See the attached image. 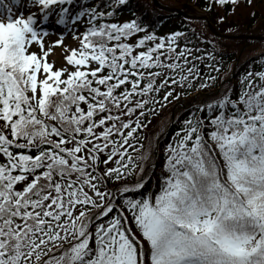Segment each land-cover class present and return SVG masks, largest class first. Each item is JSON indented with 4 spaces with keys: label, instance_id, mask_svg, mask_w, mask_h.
Here are the masks:
<instances>
[{
    "label": "snow or ice",
    "instance_id": "snow-or-ice-1",
    "mask_svg": "<svg viewBox=\"0 0 264 264\" xmlns=\"http://www.w3.org/2000/svg\"><path fill=\"white\" fill-rule=\"evenodd\" d=\"M21 3L0 0V264H264V54L222 77L130 0ZM240 5L206 0L221 24Z\"/></svg>",
    "mask_w": 264,
    "mask_h": 264
},
{
    "label": "trees",
    "instance_id": "trees-1",
    "mask_svg": "<svg viewBox=\"0 0 264 264\" xmlns=\"http://www.w3.org/2000/svg\"><path fill=\"white\" fill-rule=\"evenodd\" d=\"M158 2L163 6L177 7L194 15H198L196 11H202L208 16L213 27L222 34H229L227 28L230 26L233 28L232 34H241L242 32L247 31H251L250 33H252L259 30V28H256V23L264 20V0H253L251 7H249L244 0H241V5L237 8L234 15L230 14L228 16V21L225 24L218 22V16L215 11L207 10L206 0H158ZM130 7L137 15L144 14L147 20L155 22L158 30L162 33L169 32L179 26H184L189 30V35H192V32L194 31L196 36L200 37L201 40L206 39L207 41H211V44H201V47H207L209 51H212V46L215 45L214 51L217 55V60L222 58L224 62L221 72L222 77L228 73L229 65H232L235 70L236 66L241 62L254 60L258 56L264 54V51H262L244 58L245 50L243 46L244 44L249 43L246 39L217 37L209 31L204 21L197 18H186L174 12L161 9L154 4L153 0H130ZM132 11L124 9L120 14V19L127 20L132 18ZM241 12L243 13V16H241ZM253 12L256 14L255 18L251 16V13ZM198 25L206 31V35L201 33L199 27H197ZM193 39L195 40V37H193ZM207 71L208 70L205 69V72ZM192 99L193 97L189 96L187 101L176 102L175 107L170 105L161 110L159 114L152 119V124L144 130L145 133L148 136L152 133L149 137H154L157 133H160L162 127L167 125V132L169 133L167 138H170V134L174 132L177 127L175 123H170V120L175 121L176 115L183 111V109L179 107V104H187ZM167 138L161 140V146L167 142ZM144 143L147 147L149 140L146 139Z\"/></svg>",
    "mask_w": 264,
    "mask_h": 264
},
{
    "label": "rangeland",
    "instance_id": "rangeland-1",
    "mask_svg": "<svg viewBox=\"0 0 264 264\" xmlns=\"http://www.w3.org/2000/svg\"><path fill=\"white\" fill-rule=\"evenodd\" d=\"M16 11L17 12L24 11L25 13H27V5H25V8H22V9L21 8H18V9H16ZM196 12L199 15H204V13L202 11H196ZM241 16H243V13L242 12H241ZM256 25H257L256 28H259L258 31H255V32H252V33H250L251 31H247V32H242V33L243 34H252V35H264V20L258 21L256 23ZM199 26L200 25H198L197 27H199ZM199 29H200L201 33H203V35H206V31L204 29H202V27H199ZM48 30L51 31V32L56 33L55 35H51V36H49L47 38V42L49 44H51L53 41H55V40H57L59 38V35H58L59 33L65 32V30H64L63 27H60V28L59 27H52V29H48ZM82 30L83 29L81 28V31ZM227 35H229V34H227ZM76 43L77 42L74 40L73 35L71 34V32H65V35H64V44L65 45H70L72 47H75L76 46ZM243 47H244V50H245V53H244V56L243 57L246 58V57H249V56H252V55H255L257 53H260V52L264 51V41H261V42H249V43L244 44ZM53 52H57L58 53V56L56 57V59H54V58H52V59H54L57 62L63 60V56H64L63 46L54 48Z\"/></svg>",
    "mask_w": 264,
    "mask_h": 264
},
{
    "label": "water",
    "instance_id": "water-1",
    "mask_svg": "<svg viewBox=\"0 0 264 264\" xmlns=\"http://www.w3.org/2000/svg\"><path fill=\"white\" fill-rule=\"evenodd\" d=\"M153 1H154L155 5L161 7L159 5V3L157 2V0H153ZM162 8L169 10V11H175L176 13H178L182 16H185V17H194L193 15L188 14L186 12H183L179 9L166 8V7H162ZM198 18L204 20L206 22L207 26L209 27L210 31L216 36L227 37V38H244V39H248V40H264V35L238 34V35H231L230 36V35L220 34L213 28V26L211 25V22L209 21V18L207 16L203 15V16H199Z\"/></svg>",
    "mask_w": 264,
    "mask_h": 264
},
{
    "label": "bare ground",
    "instance_id": "bare-ground-1",
    "mask_svg": "<svg viewBox=\"0 0 264 264\" xmlns=\"http://www.w3.org/2000/svg\"><path fill=\"white\" fill-rule=\"evenodd\" d=\"M57 56H58V53L57 52H53L52 53V58L56 59Z\"/></svg>",
    "mask_w": 264,
    "mask_h": 264
}]
</instances>
